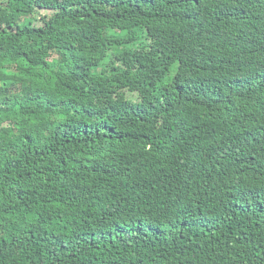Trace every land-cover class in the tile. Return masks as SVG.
Instances as JSON below:
<instances>
[{"label":"trees","instance_id":"1","mask_svg":"<svg viewBox=\"0 0 264 264\" xmlns=\"http://www.w3.org/2000/svg\"><path fill=\"white\" fill-rule=\"evenodd\" d=\"M0 264H264V0H0Z\"/></svg>","mask_w":264,"mask_h":264},{"label":"rangeland","instance_id":"2","mask_svg":"<svg viewBox=\"0 0 264 264\" xmlns=\"http://www.w3.org/2000/svg\"><path fill=\"white\" fill-rule=\"evenodd\" d=\"M147 43V41H145ZM109 58L106 59L105 63L109 62ZM129 98H132L133 100H137L136 94L128 93L127 95Z\"/></svg>","mask_w":264,"mask_h":264}]
</instances>
